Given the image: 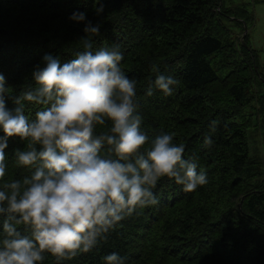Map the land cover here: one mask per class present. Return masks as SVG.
I'll return each instance as SVG.
<instances>
[{"label":"trees","instance_id":"obj_1","mask_svg":"<svg viewBox=\"0 0 264 264\" xmlns=\"http://www.w3.org/2000/svg\"><path fill=\"white\" fill-rule=\"evenodd\" d=\"M253 18L0 0V264H264Z\"/></svg>","mask_w":264,"mask_h":264},{"label":"rangeland","instance_id":"obj_2","mask_svg":"<svg viewBox=\"0 0 264 264\" xmlns=\"http://www.w3.org/2000/svg\"><path fill=\"white\" fill-rule=\"evenodd\" d=\"M224 3L226 5L245 4L246 10L254 17L245 25L248 42L257 51L258 57L264 60V0H224ZM261 142L262 140L257 139L255 144L259 146ZM257 146L254 150L261 152Z\"/></svg>","mask_w":264,"mask_h":264}]
</instances>
